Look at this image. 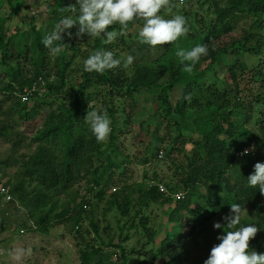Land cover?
<instances>
[{
	"label": "trees",
	"instance_id": "trees-1",
	"mask_svg": "<svg viewBox=\"0 0 264 264\" xmlns=\"http://www.w3.org/2000/svg\"><path fill=\"white\" fill-rule=\"evenodd\" d=\"M4 1L6 0H0V8ZM7 1L10 7L16 6L14 1L19 2ZM204 3L210 4L208 10H211L213 16L210 25L194 32H183L181 29L173 31L168 50L152 64L138 65L132 76L126 73L117 49L121 47L122 50H128L126 35L129 38L134 37L136 30L141 32L146 26L151 28L155 22L140 0H54L48 7L46 23L38 28L32 21L28 30L13 31L7 26L6 20L0 21V94L4 98L0 101V110H3L2 105L12 104L5 114L15 117V126H22L23 122L42 116V110L51 106L45 101L47 96L61 95L66 86L68 67L65 55L79 50L72 36H82L90 48L86 52V58L92 63L82 73L83 81L74 94L72 105L68 108L62 105L58 110L46 112L48 122L33 138L34 142L40 143L37 156L30 163H24V176L35 179L47 191L60 188L63 184L67 189L83 171L90 174V188L87 190L89 194L109 186L118 178L119 182H126L121 177L129 176L126 164L131 159L129 160V155L121 147L120 136L116 134L119 131L122 136L126 132L115 128V100L123 102L124 105L121 111L125 116L123 126H131L137 111V94L140 90L159 92L156 111H160V117L167 122L169 132L160 136L158 128L151 135L149 126L146 136L139 139L148 151L146 154L156 160L162 154L161 161L171 160L176 152L177 142L183 138L182 135L189 126L183 123L187 118L184 113L185 106L191 100V95L195 92L207 94L208 105L213 109L206 117H199L200 122L193 124L202 136L197 143L198 155H193L186 166L175 167L174 180L165 184V193L159 189L162 182L156 183L154 178L152 184L138 189L141 201L137 203L143 209L150 203L161 201L174 207L170 220L177 223L180 229L175 228L168 235L162 248V255L169 259L167 264H183L181 247L185 236L181 231L185 223L203 224L208 219L231 210H243L248 204H253L258 196L260 171L264 176V166H259L260 158L264 157V133L257 138L244 125L251 120L254 112L253 101L264 106V99L259 95L246 96L245 90L241 89L245 80L242 75L237 74L239 71L249 72L252 76L250 83L253 85L264 82V0H204ZM69 17L73 18L77 26L66 24ZM243 18H252L250 29L259 30L262 34L245 31L243 35L237 36L236 27ZM194 19H197L196 16ZM90 20L95 22L93 28L86 25ZM97 25L102 28L97 29ZM66 26L72 31H67ZM98 33L105 34L107 39ZM111 35L114 36L110 37ZM253 42L254 46L251 45ZM59 51L63 54L55 60L53 67L51 55ZM223 55L231 57L233 61L227 69L229 77H225L226 80L222 83L215 72V65L221 63ZM240 57H248L250 63L240 62ZM254 61L257 62L253 63ZM35 86L37 88L32 92L30 101L23 103L21 95L26 89L32 91ZM178 86L181 87V97L171 103L168 93H172ZM85 97L102 100L104 109L109 112L108 116L113 120L114 126L108 142L100 141L97 129L91 127L94 123H91L86 112L81 109L83 101L87 109L91 102L85 100ZM33 101V107L29 109L28 106ZM99 116L100 121L107 119L101 113ZM159 123L162 124L161 121ZM13 130L15 127L9 126L8 122L0 123V136L8 139L14 134ZM20 143L21 141L14 143L13 148H18ZM248 148H253L254 152L244 154ZM53 149L59 153L56 154L59 157L58 164L53 162ZM177 151L181 152L178 149ZM172 164L175 163L172 161ZM154 177H157L156 173ZM6 184L12 199L5 202V197L0 196V203L13 206L17 197L21 204H29L22 183L18 185L12 179ZM180 191L185 194L181 200L174 197ZM43 202L42 195L31 199L35 210ZM124 202L125 207H121L116 201L112 204L124 216H129L122 208L129 210L131 201ZM88 204L89 201L84 198L83 204H77L72 210L61 211V222L73 223L75 228L87 213ZM253 208L258 217L257 223L251 226L238 225L233 219H228L225 222L227 229L232 227L240 231L257 227L263 230L262 208L259 205H254ZM51 210L52 207L48 213ZM183 211L190 216L187 221L180 215ZM1 214L0 211V226L6 229L5 218ZM37 222L41 230L46 232L47 215ZM140 222L147 239L153 242L157 235L155 224L149 217L140 219ZM91 224L99 237L97 225ZM134 227L135 223L130 226L131 229ZM128 239L127 237L126 240ZM117 248L122 251V263L118 262L117 254H111L104 259L108 264H126L123 246L120 244ZM99 254L89 244L80 247L82 264H92L94 257ZM104 260L96 264H103ZM254 260L251 251L238 253V250L230 248L227 251L222 249L217 258L195 264H255Z\"/></svg>",
	"mask_w": 264,
	"mask_h": 264
},
{
	"label": "rangeland",
	"instance_id": "rangeland-1",
	"mask_svg": "<svg viewBox=\"0 0 264 264\" xmlns=\"http://www.w3.org/2000/svg\"><path fill=\"white\" fill-rule=\"evenodd\" d=\"M140 1L155 19V22L151 28L146 26V29L141 32L136 30L134 37L129 38L126 35L128 50H122L121 47L117 49L121 62H123L129 76L135 73L138 65L152 64L168 50L173 31L180 29L183 32L198 31L200 28H205V26L207 28L213 19L211 10H208L210 4L204 3V0ZM53 2L54 0H19L18 3L14 1L15 7H10L9 2L6 0L4 3L2 2L0 8V21L6 20L7 26H10L13 31L18 29L28 30L32 21L39 28L48 20V7ZM195 16L197 19H194ZM200 18L203 20H199ZM94 23L93 20H90L86 22V25L93 28ZM252 23V18L239 20L235 34L240 36L245 31H252L260 35L259 30L250 29ZM66 24L77 26L72 17H69ZM96 28L101 29L102 26L97 25ZM66 29L72 31L67 26ZM262 33H264V26ZM98 35L107 39L105 34L98 33ZM112 36L114 35L110 37ZM72 39L79 50H76L75 53L64 54L68 62L66 86L61 95L46 97L45 101L51 106H46L42 110L44 112L42 116L30 119L29 122H23L22 126H15L13 122L15 117L12 118L5 114L12 104L2 105L3 110H0V123L8 122L9 126L13 125L15 127L14 134H11L8 139L0 136V179L4 182L13 179L18 185L22 183L24 193L28 196L27 201L30 204H24V202L21 204L17 197L16 204L13 206L0 203L1 215L6 221V229H2L0 226V264H82L80 247L88 244L100 252L99 255L94 257L92 264L100 263L102 259H106L111 254H117L118 262L122 263V251L117 248L120 244L125 251L126 264H140L141 262L167 264L169 259L162 255V248L168 235L175 228L180 229L177 223L170 220L171 211L174 207L161 201L150 203L149 206L143 209L137 203L141 201L138 189L140 187L144 189L152 184L153 178L156 183L158 181L162 182L161 186L165 188V184H169L171 180H174L175 167L186 166L193 155H198L197 143L201 141L202 136L193 124L197 121L200 122L199 117L209 115L213 108L208 105L206 93H193L190 97L191 100L185 106L184 112L187 118L183 124L186 123L189 126L183 133V138L177 142L176 152L171 160L162 159L160 161V158L156 160L146 154L148 151L139 139V137L146 136V129L149 126L151 135L155 134L154 131L158 128V135L160 136H165L169 132L167 122L163 120L162 116L160 117V111H156L159 92L140 90L137 94V111L131 126H123L125 116L121 111L124 105L123 102L115 100L116 107L113 108L117 112L116 122L114 123L115 128L126 132V135L122 136L119 131L116 134L120 136V142H122L120 145L129 155V160L131 159V162L126 164L129 176H126V178L125 176L121 177L126 182L121 183L118 178L109 186L102 187L99 190L96 189L89 194L87 190L90 188V185H88L90 174L83 171L67 189L63 187V184L60 188L47 191L38 185L35 179L24 176V163H30L37 156L40 143L34 142L33 138L48 122L46 112L58 110L62 105L67 108L72 105L74 94L80 89L83 81L82 73L92 63L86 58V52L90 48L84 38L74 34ZM251 45L254 46L255 43L253 42ZM62 51L51 55L53 67L55 60L63 54ZM262 59L264 65V56ZM232 61L231 57L223 55L221 63L215 65V72L222 83L223 80H226L225 77H229L227 69ZM239 61L250 63L248 57H240ZM204 67H206V64ZM241 73L242 71H239L237 74L242 75L245 80L241 84V89L245 90L244 94L246 96L259 95L264 99V82L253 85L250 83L252 81L251 74L246 71ZM180 88L178 86L172 93L171 91L168 93L170 94L171 103L181 97ZM3 99L0 94V101ZM84 99L91 100L88 109L84 101L81 107L91 123H94L91 127L97 129L102 143L108 142L111 137L112 126H114L113 120L108 116L109 112L104 109L102 100H98L97 97H85ZM33 104L34 101L29 104V109L33 107ZM252 104L254 112L251 114V120L247 124L244 123V125L259 138L264 133V106H260L256 101H253ZM99 113H101V116H107V119L100 121ZM175 119L180 121L178 116H175ZM261 126L263 130H261ZM173 135L175 136V134ZM19 141H21L20 146L14 149L13 144ZM177 149L181 152H178ZM248 152H254L253 148L246 149L244 154ZM56 154L59 155L58 151L53 149V162L58 164L59 157ZM260 159L261 165L259 166H264V157ZM172 161L175 164H172ZM154 173L157 174L156 178ZM260 173L259 193L253 204H248L243 210H231L224 215L215 216L203 224L188 222V224L183 225L181 231L182 235L185 236L181 247V261H183V264L203 263L210 258L219 257L222 249L227 251L230 248L238 250V253L249 250L252 257L255 258V264H264V229L256 227L236 231L231 227L228 230L225 224L228 219H233L238 225L248 224L251 226L257 223L258 217L254 212V205L261 206L264 214V176ZM116 177L117 175L114 179ZM37 195H42L45 202L41 203L40 208L35 210L31 205V199ZM84 198L89 201V204L87 213L83 215L81 222L75 228H73V223L61 222L62 219L59 216L61 211L72 210L77 204H83ZM114 201L120 204L121 207H125L124 201H131L129 210L126 211L125 208H122L123 212L128 213L129 216H124L122 211L112 204ZM51 207L52 210L48 213ZM46 215L48 217V228L45 232L38 226L37 220L46 217ZM180 215L184 217L185 221L190 219L186 211H183ZM144 217H149L150 221L155 224L154 229L157 235L153 242L147 239L146 233L141 228L140 219ZM91 223L97 225L100 233L99 237L92 228ZM134 223L136 227L131 229L130 226ZM21 230L24 233H21ZM127 237L128 240H126ZM78 243L81 244L78 245ZM103 264L108 263L105 261Z\"/></svg>",
	"mask_w": 264,
	"mask_h": 264
},
{
	"label": "built area",
	"instance_id": "built-area-1",
	"mask_svg": "<svg viewBox=\"0 0 264 264\" xmlns=\"http://www.w3.org/2000/svg\"><path fill=\"white\" fill-rule=\"evenodd\" d=\"M36 88H37V87L35 86V87L32 89V91H29L28 89H26V90L24 91V93L21 95V101H22L23 103H27V102H29V101H30V98H31V96H32V92L35 91ZM160 158H162V154H161ZM6 186H7L6 182L0 180V196H2V197L4 196V197H5V202H9L12 198H11V196L9 195V188L6 187ZM159 188H160V191H161L162 193H165V192H166V189H165L164 187L159 186ZM175 197H176L177 199H183V198H184V193L179 192L178 194L175 195ZM5 202H4V203H5ZM0 223H1V219H0ZM20 232H21V233H24L23 230H21Z\"/></svg>",
	"mask_w": 264,
	"mask_h": 264
},
{
	"label": "clouds",
	"instance_id": "clouds-1",
	"mask_svg": "<svg viewBox=\"0 0 264 264\" xmlns=\"http://www.w3.org/2000/svg\"><path fill=\"white\" fill-rule=\"evenodd\" d=\"M155 185V184H154ZM159 186H161V185H159ZM160 189V188H159ZM180 192H182V193H184L183 191H180ZM178 194V193H177ZM175 197V196H174ZM184 197H185V194H184ZM176 198V197H175ZM177 199V198H176ZM184 199V198H183ZM181 200V199H180Z\"/></svg>",
	"mask_w": 264,
	"mask_h": 264
}]
</instances>
